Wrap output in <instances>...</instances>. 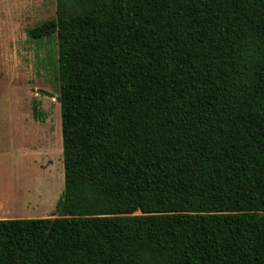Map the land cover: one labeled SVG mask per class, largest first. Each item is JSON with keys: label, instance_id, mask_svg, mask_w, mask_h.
Here are the masks:
<instances>
[{"label": "trees", "instance_id": "16d2710c", "mask_svg": "<svg viewBox=\"0 0 264 264\" xmlns=\"http://www.w3.org/2000/svg\"><path fill=\"white\" fill-rule=\"evenodd\" d=\"M63 189L0 219V264H264V0H55Z\"/></svg>", "mask_w": 264, "mask_h": 264}, {"label": "rangeland", "instance_id": "374dc122", "mask_svg": "<svg viewBox=\"0 0 264 264\" xmlns=\"http://www.w3.org/2000/svg\"><path fill=\"white\" fill-rule=\"evenodd\" d=\"M55 0H0V197L16 218L54 217L63 189L56 38L26 31Z\"/></svg>", "mask_w": 264, "mask_h": 264}, {"label": "crops", "instance_id": "0c3cea01", "mask_svg": "<svg viewBox=\"0 0 264 264\" xmlns=\"http://www.w3.org/2000/svg\"><path fill=\"white\" fill-rule=\"evenodd\" d=\"M4 201L2 200V196L0 197V219H14L17 215L11 214L7 212L3 207L5 206Z\"/></svg>", "mask_w": 264, "mask_h": 264}]
</instances>
